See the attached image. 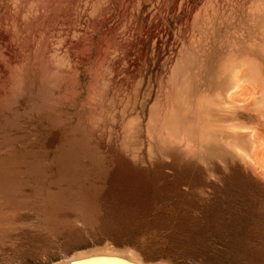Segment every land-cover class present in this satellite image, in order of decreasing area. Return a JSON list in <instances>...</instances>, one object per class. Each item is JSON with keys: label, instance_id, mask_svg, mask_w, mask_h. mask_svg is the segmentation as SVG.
Segmentation results:
<instances>
[{"label": "rangeland", "instance_id": "obj_1", "mask_svg": "<svg viewBox=\"0 0 264 264\" xmlns=\"http://www.w3.org/2000/svg\"><path fill=\"white\" fill-rule=\"evenodd\" d=\"M106 240L264 264V0H0V264Z\"/></svg>", "mask_w": 264, "mask_h": 264}, {"label": "water", "instance_id": "obj_2", "mask_svg": "<svg viewBox=\"0 0 264 264\" xmlns=\"http://www.w3.org/2000/svg\"><path fill=\"white\" fill-rule=\"evenodd\" d=\"M164 262V259L148 260L128 244L116 245L106 240L74 250L64 257L45 264H162Z\"/></svg>", "mask_w": 264, "mask_h": 264}, {"label": "bare ground", "instance_id": "obj_3", "mask_svg": "<svg viewBox=\"0 0 264 264\" xmlns=\"http://www.w3.org/2000/svg\"><path fill=\"white\" fill-rule=\"evenodd\" d=\"M193 263H194V264H201V263H199V262L195 263V261H194ZM162 264H166V263L164 262V263H162Z\"/></svg>", "mask_w": 264, "mask_h": 264}]
</instances>
